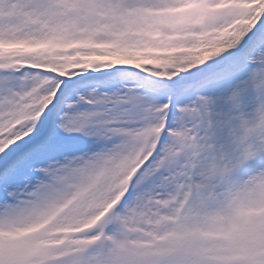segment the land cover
<instances>
[{
	"label": "snow or ice",
	"instance_id": "6c2138e0",
	"mask_svg": "<svg viewBox=\"0 0 264 264\" xmlns=\"http://www.w3.org/2000/svg\"><path fill=\"white\" fill-rule=\"evenodd\" d=\"M0 264H264V0H0Z\"/></svg>",
	"mask_w": 264,
	"mask_h": 264
}]
</instances>
